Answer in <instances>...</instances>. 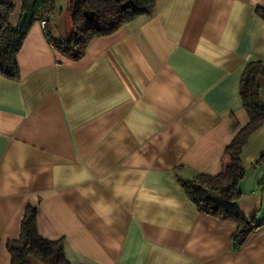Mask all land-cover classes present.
<instances>
[{
    "label": "crops",
    "instance_id": "obj_1",
    "mask_svg": "<svg viewBox=\"0 0 264 264\" xmlns=\"http://www.w3.org/2000/svg\"><path fill=\"white\" fill-rule=\"evenodd\" d=\"M0 1L16 29L22 0ZM55 5L24 42L20 79L0 76V264L28 206L73 264H264V126L241 154L242 197L223 202L262 223L242 246L237 224L200 213L183 188L221 173L249 122L240 85L264 62V0H157L79 61L49 40L75 23L68 0Z\"/></svg>",
    "mask_w": 264,
    "mask_h": 264
},
{
    "label": "trees",
    "instance_id": "obj_2",
    "mask_svg": "<svg viewBox=\"0 0 264 264\" xmlns=\"http://www.w3.org/2000/svg\"><path fill=\"white\" fill-rule=\"evenodd\" d=\"M74 16L72 33L67 40L49 35L55 50L71 61L83 59L95 39L110 37L126 25L140 18L153 16L157 0H68ZM55 0H22V16L16 29L10 23L15 6L0 1V76L11 81L20 79L18 55L36 22L48 21L55 12ZM264 20V8L257 9ZM264 88V62L249 63L241 78L240 96L249 122L241 128L224 151L225 165L215 176L199 175L183 182L187 197L200 213L238 225L233 235L236 247L242 246L249 235L260 228L257 219H248L233 211L223 202L242 197L240 184L246 174L241 154L250 138L264 126V106L261 92ZM260 162H264V157ZM218 199V200H217ZM11 264H31L36 258L43 264H73L66 256L63 240H48L39 235L37 209L28 206L21 224V235L7 243Z\"/></svg>",
    "mask_w": 264,
    "mask_h": 264
},
{
    "label": "built area",
    "instance_id": "obj_3",
    "mask_svg": "<svg viewBox=\"0 0 264 264\" xmlns=\"http://www.w3.org/2000/svg\"><path fill=\"white\" fill-rule=\"evenodd\" d=\"M41 25H42V28L46 30V28H47V22L46 21H43V22H41ZM260 188H261V190L264 191V178L260 182Z\"/></svg>",
    "mask_w": 264,
    "mask_h": 264
}]
</instances>
